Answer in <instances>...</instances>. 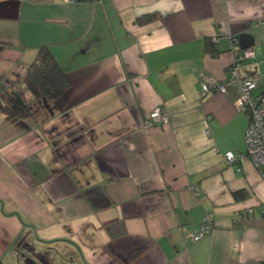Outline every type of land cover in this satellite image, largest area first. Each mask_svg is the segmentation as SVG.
<instances>
[{"label": "crops", "instance_id": "obj_1", "mask_svg": "<svg viewBox=\"0 0 264 264\" xmlns=\"http://www.w3.org/2000/svg\"><path fill=\"white\" fill-rule=\"evenodd\" d=\"M40 46L70 79L54 100L22 83ZM245 47L236 72L264 93V0H0V93L30 101L8 119L0 98V264L30 247L66 264H264L239 89L199 85ZM156 106L168 121L145 125Z\"/></svg>", "mask_w": 264, "mask_h": 264}, {"label": "built area", "instance_id": "obj_2", "mask_svg": "<svg viewBox=\"0 0 264 264\" xmlns=\"http://www.w3.org/2000/svg\"><path fill=\"white\" fill-rule=\"evenodd\" d=\"M75 1V0H64ZM236 38H232L235 41ZM253 52L249 47L234 56L231 66L228 68L229 75L223 79L207 77L199 81L200 94L202 96L218 91L226 92L227 85H234L239 89V96L235 99V107L238 111L248 114V123L243 136L244 151L241 154L257 169L260 177L264 180V93L254 94L256 80L252 76L239 77L236 67L242 60L250 59ZM168 121L167 111L162 106L154 107L145 125L154 123H166ZM224 158L231 162L236 156L232 151L224 153ZM214 227L211 213L204 216L200 230L192 236L194 240L200 238L204 233L209 232Z\"/></svg>", "mask_w": 264, "mask_h": 264}, {"label": "trees", "instance_id": "obj_3", "mask_svg": "<svg viewBox=\"0 0 264 264\" xmlns=\"http://www.w3.org/2000/svg\"><path fill=\"white\" fill-rule=\"evenodd\" d=\"M155 17L156 14L142 16L137 19V22L145 23ZM205 49L212 55L217 53L211 42H206ZM22 83L33 97L44 96L49 100H54L68 88L70 79L51 50L47 46H40L33 61L26 69ZM0 98L2 100L1 109L6 118H27L29 116L30 101L20 87L2 90Z\"/></svg>", "mask_w": 264, "mask_h": 264}, {"label": "water", "instance_id": "obj_4", "mask_svg": "<svg viewBox=\"0 0 264 264\" xmlns=\"http://www.w3.org/2000/svg\"><path fill=\"white\" fill-rule=\"evenodd\" d=\"M27 255H23L26 264H59L54 262V258L50 257L48 254H45L44 258L41 256L43 253L36 252L32 247L27 251Z\"/></svg>", "mask_w": 264, "mask_h": 264}, {"label": "flooded vegetation", "instance_id": "obj_5", "mask_svg": "<svg viewBox=\"0 0 264 264\" xmlns=\"http://www.w3.org/2000/svg\"><path fill=\"white\" fill-rule=\"evenodd\" d=\"M41 256H43L42 258H44V256H46V255H44V254H42ZM59 264H66L65 262H58Z\"/></svg>", "mask_w": 264, "mask_h": 264}, {"label": "rangeland", "instance_id": "obj_6", "mask_svg": "<svg viewBox=\"0 0 264 264\" xmlns=\"http://www.w3.org/2000/svg\"><path fill=\"white\" fill-rule=\"evenodd\" d=\"M59 254V253H58ZM64 255H67L65 252H63Z\"/></svg>", "mask_w": 264, "mask_h": 264}]
</instances>
